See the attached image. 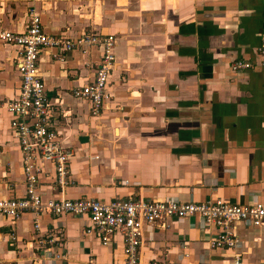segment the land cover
I'll list each match as a JSON object with an SVG mask.
<instances>
[{"label":"crops","instance_id":"crops-1","mask_svg":"<svg viewBox=\"0 0 264 264\" xmlns=\"http://www.w3.org/2000/svg\"><path fill=\"white\" fill-rule=\"evenodd\" d=\"M26 0H0V28H27ZM44 31L75 39L84 32L115 37L101 113L74 89L90 83L102 46L53 55L39 70L51 123L75 155L72 182L61 188L46 164L39 193L51 198H115L264 204V0H49L36 4ZM20 47L0 40V103L20 93ZM62 52V51H61ZM252 62L234 71V60ZM0 107V196L26 194L23 156L11 120ZM0 214V264H124V240L102 244L87 233L89 217ZM218 227L199 216L169 218L144 230L143 264H264V224L238 221L235 249L212 248ZM59 242L42 244V235ZM60 255L57 258L56 255Z\"/></svg>","mask_w":264,"mask_h":264},{"label":"built area","instance_id":"built-area-1","mask_svg":"<svg viewBox=\"0 0 264 264\" xmlns=\"http://www.w3.org/2000/svg\"><path fill=\"white\" fill-rule=\"evenodd\" d=\"M28 2V25L22 32L0 28V40L17 45L20 51L15 59L20 73V93L15 98L6 99L0 107L13 115L11 126L17 136L23 156V173L26 182L24 197L0 196V214L21 217L26 212L35 214V230L40 232L39 216L44 212L88 216L87 233H96L102 244H110L116 234L124 240V264H143L140 258L144 230L169 218H188L194 215L206 224L218 227V233L210 240L212 248L229 247L235 249L239 238L235 234V223L243 221L254 226L264 224V204H232L221 198L204 202H182L175 199L145 200L115 198L104 202L96 198L67 199L51 198L44 201L39 193V183L45 175L46 164L51 163L56 172V182L61 188L72 182L69 161L75 155L73 149L62 142L57 129L51 123L52 110L46 93L45 83L39 70V55L43 48H58L53 56L64 60L63 53L75 47L87 51L89 46H102L101 60L93 80L74 89L76 97L87 98L94 115L101 113L108 98L106 85L109 71L115 61V37L84 32L72 39L62 35H51L44 31L36 4L49 0H26ZM264 66V38L259 47ZM253 64L244 59L234 60V71L252 68ZM53 234L42 235L40 242L57 243ZM60 258V255H56ZM241 262V254L235 253V263ZM148 264H158L156 260Z\"/></svg>","mask_w":264,"mask_h":264}]
</instances>
